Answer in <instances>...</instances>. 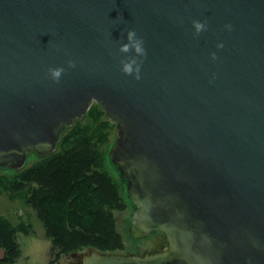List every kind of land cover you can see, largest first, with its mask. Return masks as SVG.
Here are the masks:
<instances>
[{"label":"water","instance_id":"obj_1","mask_svg":"<svg viewBox=\"0 0 264 264\" xmlns=\"http://www.w3.org/2000/svg\"><path fill=\"white\" fill-rule=\"evenodd\" d=\"M93 102L116 124L129 234H161L81 264H264V0H0V167L53 153Z\"/></svg>","mask_w":264,"mask_h":264},{"label":"trees","instance_id":"obj_2","mask_svg":"<svg viewBox=\"0 0 264 264\" xmlns=\"http://www.w3.org/2000/svg\"><path fill=\"white\" fill-rule=\"evenodd\" d=\"M114 127L101 106L92 103L65 128L53 153L17 173H0V195L32 209L55 248L124 249L115 212L127 204L105 168L104 148ZM33 231L31 223L13 224L0 212V264H16L21 256L18 234Z\"/></svg>","mask_w":264,"mask_h":264},{"label":"rangeland","instance_id":"obj_3","mask_svg":"<svg viewBox=\"0 0 264 264\" xmlns=\"http://www.w3.org/2000/svg\"><path fill=\"white\" fill-rule=\"evenodd\" d=\"M116 135L117 131L115 124L110 136V141L104 148L105 168L115 178L120 193L126 201L127 207L123 211L115 212L117 229L122 234L124 249L114 253L124 255H143L144 252H150L152 251V248L156 247L155 240L158 233H152L146 237L134 238L128 232L134 205L127 193V181L120 176L119 171L110 156V150L115 142ZM38 159V155L34 152H29L22 167L17 169L0 167V173H17L33 164ZM0 212L13 224L23 220L31 223L33 226L34 231L32 233L28 235L18 234V241L21 245V256L16 264H68L78 256L88 254L92 250V248L89 247H81L76 250L64 251L60 248L53 247L51 241L45 237L43 227L32 209L25 207L18 201H10L4 195H0Z\"/></svg>","mask_w":264,"mask_h":264},{"label":"clouds","instance_id":"obj_4","mask_svg":"<svg viewBox=\"0 0 264 264\" xmlns=\"http://www.w3.org/2000/svg\"><path fill=\"white\" fill-rule=\"evenodd\" d=\"M193 26L195 33L199 34L201 31L206 30V23L194 20ZM230 28V26H228ZM127 43H122L119 48L121 53H130L134 52L135 55L127 56L124 59H121L120 63L122 65L121 70L126 75H135L136 79H139L140 72V62H138V57H143L146 55L145 49L143 47L142 38L137 36V33L133 29H129L126 34ZM217 47H223V44H218ZM213 59H215V53H212ZM69 66L74 67L75 64L73 61H69ZM65 71L63 67H53L49 68L48 72L50 73L52 79L56 82H59V79L62 73Z\"/></svg>","mask_w":264,"mask_h":264},{"label":"flooded vegetation","instance_id":"obj_5","mask_svg":"<svg viewBox=\"0 0 264 264\" xmlns=\"http://www.w3.org/2000/svg\"><path fill=\"white\" fill-rule=\"evenodd\" d=\"M159 235L161 234L160 232H157ZM162 237V238H161ZM160 237V245L158 247L157 250L155 251H159V250H162L164 249L166 246H167V243L165 241V238L163 237V235ZM84 255L86 254H82L80 256H78L76 259H73L71 262H69L68 264H81L82 263V259L84 257Z\"/></svg>","mask_w":264,"mask_h":264}]
</instances>
